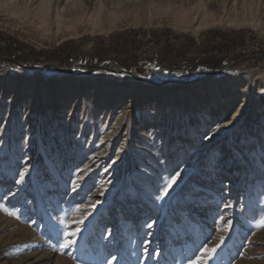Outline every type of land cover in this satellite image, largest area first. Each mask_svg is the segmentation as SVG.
Masks as SVG:
<instances>
[{
  "label": "rangeland",
  "instance_id": "374dc122",
  "mask_svg": "<svg viewBox=\"0 0 264 264\" xmlns=\"http://www.w3.org/2000/svg\"><path fill=\"white\" fill-rule=\"evenodd\" d=\"M100 1L108 6L105 30L81 24L77 35L68 38L63 29L59 34L46 30L17 11L11 0H0V84H7L9 76L21 82L9 86L0 102V264H264V198L254 201L256 167L250 158L258 147L243 130L212 139L218 127L206 115L201 124L192 123L198 115H179L178 131L175 126L170 134L162 129L167 154L164 160L153 162L166 163V172L153 183L142 171L143 154L131 151L134 135L129 136V145L128 127L114 128L118 139L109 146L106 161L121 160L128 152L133 163L115 165L106 172L101 165L100 175L84 182L73 181L75 170L60 178L65 173L62 156L69 152L75 156L69 136L84 138L81 120L87 107L83 113L79 108L90 95L84 92L88 86L101 89L98 82L103 81L121 89L149 79L163 83H151L163 88L246 74L264 81V51L243 54L237 50L245 46L247 37L254 42L264 40V7L249 9L254 1L263 4L264 0H237L236 8L226 5L225 10L208 0ZM221 1L232 4L235 0H220L223 6ZM245 11L255 25L239 29L202 25L208 15L225 18ZM113 20L116 27L108 28ZM194 27H200L198 35L187 30ZM77 77L88 80L74 94L77 118L69 121V111L60 113V106L67 102H53L49 91L51 80L63 85ZM36 80L42 84L38 93L24 92L23 82ZM242 87L235 94L246 92ZM103 91L95 96H102ZM109 91L105 97L112 95ZM130 96L123 93L126 108L118 112L142 113V98L130 106ZM263 98L264 84L257 85L251 91L250 108L255 109ZM9 102L13 103L11 111ZM98 102L100 117L94 121H102L104 129L111 130L115 111L109 114L106 103ZM32 107L31 113L39 111L47 118L41 121L46 126L42 147L36 136L38 127L27 121ZM53 113L59 122L48 120ZM154 114H145L142 120L155 121ZM240 115L244 118V111ZM245 126L243 122L239 128ZM86 130L82 146L91 152L95 142L89 145L92 132ZM66 139L68 150L59 152ZM188 144L195 146L194 156ZM259 155L264 162L261 150ZM181 156L182 162H177ZM88 159L83 157L77 165L84 166ZM182 164L187 171L177 182ZM57 168L59 177H54ZM71 232L76 234L68 235ZM66 241L71 243L61 247Z\"/></svg>",
  "mask_w": 264,
  "mask_h": 264
},
{
  "label": "bare ground",
  "instance_id": "6f19581e",
  "mask_svg": "<svg viewBox=\"0 0 264 264\" xmlns=\"http://www.w3.org/2000/svg\"><path fill=\"white\" fill-rule=\"evenodd\" d=\"M11 1L12 4H15L17 11H21L23 13L25 12V14H27L26 16H29L31 20H37L39 23H41V25H43L46 30L53 29L56 30L57 34H59L60 29H63L64 34L66 32L68 33L66 34L68 38H72L77 35L78 26L81 24H91L93 30L103 31L106 28V23L103 21V19L105 18L104 13L106 12L105 10L108 6L100 0H30L28 3L22 2L21 0L20 2L19 0L18 2L17 0ZM221 2H225L223 3V6L220 5V0H208L206 3H210V5H214L216 7H223L224 10L227 9V6L229 5L231 8H236L237 6V0H235L232 4L227 3L226 1ZM242 4H244V2ZM263 7L264 2L262 4L260 1H254L249 9L254 12L258 9L261 10V8ZM109 8L114 9L115 7L111 6ZM107 11L109 13L113 12L110 11V9ZM202 25L223 26L239 29L242 26L255 24L254 22H252V16L247 15L245 11L243 13H240V15H234L231 17L228 16L225 18L208 15ZM111 27H116V20H113L112 23H109L108 28ZM187 30L191 31L195 35H198L200 27L187 28ZM8 78L9 82H7V84H0V102L5 98V90L9 86L16 87L17 84H21V82L19 83L18 80H15L10 76ZM261 78L252 74H246L233 78H227L222 81H219L218 79H211L208 81H200L189 86L176 85L175 87L167 86L163 88H159L151 84L152 82H150L149 80H146L149 81V83L145 82V80H136L134 83H132V87L124 86L121 89H118L115 83L108 84L106 82L99 81L98 84L101 89H99L98 87H86L84 92L90 95L83 99L82 106L79 108L81 113H83V111H85V107H87V111H85L86 115L81 120V130H84L82 134L85 138V136H87L86 129H91L92 133L89 136L88 142L89 145L90 143L92 144L95 142L93 146L94 150L91 152H86V150H89V147H86L85 150L83 149L82 145H85V140L83 138V140L81 141V139H79V134L73 136H69L70 134H66V138L72 137L73 139V151L75 156L73 158L70 157L72 155V153L70 154V152L66 156H62L63 158H61V161H65V173L62 177H60L61 180L64 179V176L75 170L73 181L81 180L82 182H84L87 178L99 176L100 174L98 175V173L101 165L104 169V172H106L108 169L114 167L115 165L121 167L124 165L128 166L133 163L132 156L128 154V152H125L123 154L121 160L116 158L110 163L106 161L109 146L114 144L118 139V133L113 131V129L127 126V143L130 145V141L128 142V140H130V135H134L135 138V142L131 146V151H138L139 153L141 152V154H143L145 160L143 163L142 171L144 173H147L149 181L156 183V181L159 180L161 176H163L164 172H166V163L161 164L159 162H153L157 159H159V161L164 160L167 154L165 152L166 149L164 148V141L162 140L161 136L162 129H165L167 134H170L174 130L173 127L175 126L178 131L179 129L177 126V122L179 121L178 118L181 114H186L189 117L198 115V119L196 117L192 120L193 124H201L202 119L204 118L203 115H206L208 117L207 121L209 123H215L218 127L217 132L212 134V139H217L227 133L232 134L237 129H239L243 130V132L245 133V137H249L251 142H255L254 145H256V147L258 148H254V152L252 151L253 155L250 156V158L253 159V167H256L253 171V174L256 177L254 185L257 186V189L254 193V201L263 199L264 162L259 161V154L261 150V153H263L264 155V98L258 100L255 103V109L250 108L249 106L251 91L255 90V87L257 85L264 84V81ZM87 80L88 79H85L83 77H77L63 83V85L60 84V81L57 82L56 80H51L52 89L49 91V95L51 96V99L54 100L53 102H67L66 104L60 106V113L63 115H67V112L69 111V121H74L77 118L76 113H73L74 108L78 103L77 96L75 98L74 94L76 90L79 93V85L81 83L87 82ZM34 82L35 83H30L29 81L23 82L24 92L26 89L29 94L31 93V95L37 94L39 91V87L42 86V84L37 80ZM241 86H243L242 88H244L246 92L235 94V90ZM104 88L106 89V91H103V95L97 98V96L95 95H98L97 93L101 92ZM107 90H110L109 93L112 91V95L109 97L104 96ZM123 93H131V98L129 100L130 106H132L133 101L139 102V97L142 98L141 104L144 108L142 113H135L132 116H126L128 112L127 110L118 112L119 108H126ZM114 96H116L114 101H108V99ZM237 97L243 98L245 103L240 104V100H238ZM97 100L99 102L104 101L103 104L106 103L105 105H107L109 114L111 110L115 111V115L117 117L115 118V123L111 126V130H105L102 121H94V118L98 119V117H100V112L98 111L99 106L97 107L96 103ZM149 100H151L152 102L147 103ZM88 103H92L91 108L90 105L88 106ZM230 105H232V108L230 107ZM12 107L13 103L9 102L10 111ZM250 109H254V111H251ZM32 110H34L33 107L26 113V116H31L27 121L32 123L34 122L38 127L36 129V136L38 145L42 147L45 144L46 140V126L44 127V123L47 118L46 115H40L39 111L38 115L36 114V112L31 113ZM152 111H154L155 113L154 116L157 117L155 121L142 120L146 117L145 114H151ZM241 111H244V118H242V115H240ZM54 119L57 122L60 121V117L56 116L55 113L49 115L48 120L54 121ZM41 121H43L44 123H42ZM243 122L246 126L244 127V129H240V124ZM154 123L159 124L157 128L151 127ZM5 124H7V122H4L3 126H5ZM189 131L191 132V130ZM28 133L31 134L32 132L29 131ZM68 144V140L65 141V143L61 145V148L58 151L60 152L63 150H68ZM238 144H240V142ZM187 146H189L192 152L191 155L194 156L197 153V150H195V146H193L192 144H188ZM246 147L247 143H245L244 148ZM83 157H89V159L85 162L84 166L77 165V163H79V161ZM97 157L99 158L96 159ZM102 159H104L103 162H101ZM182 159L183 156L179 157V160L177 162H182ZM151 162H153V166L151 169H148V166L151 165ZM179 164L180 163H177L175 167H177ZM258 165L260 167H258ZM185 167L186 165L183 166V164L179 167L180 176L177 177V182L181 180L183 174L186 173L187 170ZM58 168L53 172L54 177H59L57 172ZM60 182L61 181L59 180V183ZM59 186H61V183L59 184ZM115 186L116 184L111 185L108 188L109 191L113 190ZM172 234L174 233L172 232L171 234H169V236Z\"/></svg>",
  "mask_w": 264,
  "mask_h": 264
},
{
  "label": "built area",
  "instance_id": "2783aa9c",
  "mask_svg": "<svg viewBox=\"0 0 264 264\" xmlns=\"http://www.w3.org/2000/svg\"><path fill=\"white\" fill-rule=\"evenodd\" d=\"M249 39L250 38L247 37L245 46L238 48L237 50L243 52V54H249L252 51H264V40H257L256 42H254Z\"/></svg>",
  "mask_w": 264,
  "mask_h": 264
},
{
  "label": "snow or ice",
  "instance_id": "6c2138e0",
  "mask_svg": "<svg viewBox=\"0 0 264 264\" xmlns=\"http://www.w3.org/2000/svg\"><path fill=\"white\" fill-rule=\"evenodd\" d=\"M21 178H22V175H21ZM174 179L173 178V181L174 182ZM169 186H171V182H169ZM9 215H14V213H9ZM262 224H264V220L261 221ZM76 233L75 232H71V233H68V235H75ZM71 243V241H66L63 245H61V247H67L68 244ZM214 251V249H212ZM205 251H209V249H205Z\"/></svg>",
  "mask_w": 264,
  "mask_h": 264
},
{
  "label": "water",
  "instance_id": "95a60500",
  "mask_svg": "<svg viewBox=\"0 0 264 264\" xmlns=\"http://www.w3.org/2000/svg\"><path fill=\"white\" fill-rule=\"evenodd\" d=\"M42 67H44V66H42ZM102 68H105V69H108V70H111V68H108V67H102ZM125 72H127V73H129V74H131V75H133L134 77H137L138 79H142V78H140L139 76H137L136 74H134L133 72H131V71H127V70H124ZM144 80H149V79H144ZM150 82H152V83H154V84H160V85H163V83H157V82H154V81H152V80H149ZM179 83H183V82H181V81H178ZM184 83H187V82H184Z\"/></svg>",
  "mask_w": 264,
  "mask_h": 264
}]
</instances>
